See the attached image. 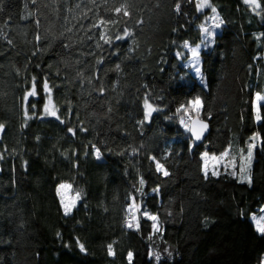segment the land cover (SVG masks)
Here are the masks:
<instances>
[{"label":"trees","instance_id":"trees-1","mask_svg":"<svg viewBox=\"0 0 264 264\" xmlns=\"http://www.w3.org/2000/svg\"><path fill=\"white\" fill-rule=\"evenodd\" d=\"M207 2L223 23L199 80L184 65L196 0H0V264L261 263L249 217L264 203V0ZM192 117L210 128L196 146L181 123ZM255 132L250 184L228 167L205 177L202 152L243 149ZM61 183L79 194L68 215ZM131 203L156 220L128 227Z\"/></svg>","mask_w":264,"mask_h":264},{"label":"rangeland","instance_id":"rangeland-1","mask_svg":"<svg viewBox=\"0 0 264 264\" xmlns=\"http://www.w3.org/2000/svg\"><path fill=\"white\" fill-rule=\"evenodd\" d=\"M196 3H203V0H196ZM208 5H209V3H208ZM199 11L205 13V15L203 16V25H201V27H200V31H201L200 41L196 45H190V44L184 45L185 46L184 49L187 53V57L184 61V65L186 67H188L190 69V71L199 80H201L199 52L201 50H205V49L210 47V45L212 43L213 35L218 29V27H216V25L220 24V19H219L218 15L212 11L211 6L203 7L201 9H199ZM205 28L208 29L207 32L204 31ZM193 49L197 50V53H198L197 56H193V51H192ZM263 57H264V55H263ZM197 68L199 69V72H197ZM257 94L254 96V99H253V115H254V118L256 120H257V115H259V112H257V108L259 107V104L264 101V100L257 101V99H256ZM259 94L264 96V92L259 93ZM194 107L196 108L197 106H194ZM257 143H258V136H257V133L255 132V133H253V136L251 138V142H248L247 146L243 149L242 148L239 149L237 147L231 148V147L227 146V147H224L222 152L219 154H211V153L204 151L201 153V158L204 155V153H207L209 158L210 157H217L218 158L216 160H212V159L208 160V169H209L208 173H210V174L213 171H215L216 173H219L221 171H224L226 169V167H228L231 170H234L236 176L239 177V175H240L241 177H239V178L241 180H247V179H243V178L248 177V169L250 166V160L252 159L253 150H254V147H253L251 149L252 156L249 159V157H248L249 146L250 145L256 146ZM231 151H246V152L242 156H238V158L236 159V163H235L234 159L230 158ZM202 161H203V169H204L205 161H204V159H202ZM61 184L70 185L69 183H61ZM61 184H59L57 187V194L59 196L60 202H61L60 193L62 192L64 194L65 203H68V202H71L74 200L75 205H76L78 198H77V195L72 190V187H70L68 189H61L60 192H58L59 186ZM133 205H135L137 207L133 208ZM61 206H62V204H61ZM130 208L132 209V211H130ZM62 209L64 211L63 206H62ZM128 211H129V215H128L129 221L128 222L131 224L132 223L135 224L137 222V219H138L140 214L144 217H150V215H148L145 212L140 213L139 212V206H138V204H135V203H131V205L128 207ZM252 217H256V218L264 217V203L261 204L255 212H252L250 217H249L250 221L252 222V224L255 228V221L252 219ZM255 230H256V228H255ZM145 264H165V263L163 261L158 262L155 259H149ZM260 264H264V258H262Z\"/></svg>","mask_w":264,"mask_h":264},{"label":"snow or ice","instance_id":"snow-or-ice-1","mask_svg":"<svg viewBox=\"0 0 264 264\" xmlns=\"http://www.w3.org/2000/svg\"><path fill=\"white\" fill-rule=\"evenodd\" d=\"M245 3H251L252 5H254L257 8L260 7V4L257 2V0H245ZM208 6H210V5H208L207 0H203V3H197V8L198 9H201L203 7H208ZM122 10H123V15L124 16H129L130 15V13L127 10H124V6L123 5L121 7L115 8V13L116 14H120ZM176 10L177 11L180 10V5L179 4L176 5ZM212 11L215 12L216 9L215 8H212ZM108 23H113V21L105 20V19L101 18L99 20V23L97 25H94V26L95 27H100L101 25H105V24H108ZM220 23H223V21H220ZM219 26H220V24H217L216 25V27H219ZM204 31L207 32L208 29L205 28ZM127 35H129V33L127 32V30H125L124 36H127ZM117 38L118 39H122L124 37L118 36ZM101 39H105V37L104 36H101ZM110 39H111L110 37L107 38V39H105V43H109L110 42ZM192 51H193V56H197L198 55L196 49H193ZM197 72H199V69L198 68H197ZM44 88H45V90L50 91L47 81H45V83H44ZM35 95H36V88H35V84H34L32 90L27 93V96L25 97V99H27L28 96H35ZM256 99H257V101L264 100V96H262V95H260L258 93ZM200 103L201 102H200L199 98H197L196 100L192 101V104L194 106H197V107L200 105ZM49 105H51V100L50 99H49ZM145 108L147 109V111L145 113V119H148L151 116V112L152 111H155V109H153L151 107V105L148 104L147 101H145ZM45 111L46 112H49V114H51L53 116L56 115L55 110L49 111L48 105L45 106ZM257 112H259V107L257 108ZM57 119H59V117H57ZM259 119H260V116L257 115V120H259ZM61 122H63V121H61ZM181 123H184V121L181 120ZM196 123H197L196 121H193L192 126H188L186 124L185 127H186V130L190 131L193 134V136L195 137L196 140H199L201 138L202 130L205 129L207 127V125L206 124H203L202 122H200V130H198L197 127H196ZM2 128H3V125H0V129H2ZM69 131L72 132L73 130L72 129H69ZM253 147H255V145H250L249 146V152H248L249 159L252 156L251 149ZM96 158L97 159H100L101 158L99 149H96ZM202 159H204V161H205L204 174H205V177H207L208 171H209V169H208V160L209 159L216 160L218 158L217 157H210L209 158L208 157V154L207 153H204V155L202 156ZM156 167H157V170L158 171H160V172L163 173V175H165V176L169 175V173L167 172V170L164 169L163 165H161L159 162H157ZM212 175H217V173L215 171H213L212 172ZM243 179H247L248 183L249 184L251 183L250 176L244 177ZM141 184H143V180H141ZM70 187H71L70 185L61 184L59 186L58 192H60L61 189H68ZM60 195H61V204H62V206L64 208V214L65 215H68L71 212L72 208L75 207V201L73 200L71 202L65 203V201H64V194L61 192ZM77 196H79V194H77ZM136 207L137 206L133 205V208H136ZM130 211H132L131 208H130ZM149 218L152 219V220H154V221L156 220V217L155 216H150ZM252 219L255 221L256 231L258 233H260L261 235H264V217H260V218L252 217ZM127 226L128 227H132V224L131 223H128ZM153 227L156 228L157 226L154 224ZM80 248H81V251H84L85 250L84 249V246L82 244L80 245ZM109 254L110 255L112 254L111 245H109ZM131 255L132 254L129 253V260L130 261H131ZM158 258L159 257H157V259Z\"/></svg>","mask_w":264,"mask_h":264},{"label":"water","instance_id":"water-1","mask_svg":"<svg viewBox=\"0 0 264 264\" xmlns=\"http://www.w3.org/2000/svg\"><path fill=\"white\" fill-rule=\"evenodd\" d=\"M193 121L197 122L196 123V127H197L198 130H200V122H202L203 124L207 125V127L202 130L201 138L199 140H196L195 137L193 136V134L190 131H188L189 137L191 138V141H192V145L196 146V145H199L200 143L203 142V140H204L205 136L208 134L210 128H209V125H208V123L206 121L200 120L197 117H192L190 119V122H189L188 126H192Z\"/></svg>","mask_w":264,"mask_h":264},{"label":"built area","instance_id":"built-area-1","mask_svg":"<svg viewBox=\"0 0 264 264\" xmlns=\"http://www.w3.org/2000/svg\"><path fill=\"white\" fill-rule=\"evenodd\" d=\"M183 121H184V123H183V124H184V125H186V119H184Z\"/></svg>","mask_w":264,"mask_h":264}]
</instances>
